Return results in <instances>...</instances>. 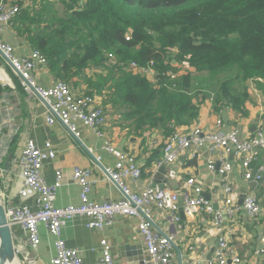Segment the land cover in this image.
<instances>
[{"label": "crops", "instance_id": "0c3cea01", "mask_svg": "<svg viewBox=\"0 0 264 264\" xmlns=\"http://www.w3.org/2000/svg\"><path fill=\"white\" fill-rule=\"evenodd\" d=\"M0 37L12 45L16 56L26 55L33 49L13 25L1 31ZM3 65L17 77L18 86L13 83ZM32 74L37 83L45 88L58 81L47 64L36 65ZM248 85L250 100L244 104L243 112L230 105H223L215 110L211 98H205L199 105L198 117L190 125L181 126L177 130L185 131L195 126L204 130L215 129L217 120H220L219 131L238 129L242 138L253 134L258 128L264 132V93L256 87L255 82L249 81ZM72 90L85 93L86 86L79 85ZM96 97L97 103L105 110L104 135L98 136L77 120L75 124L79 138H76L61 122H46L45 103L39 97L25 92L19 76L0 54V203L4 208L20 203L31 209L36 208L33 192H29L24 198L19 194L25 188L20 152L29 138L38 145H43L45 141H50L53 145L55 156L44 161L42 174L49 183L54 182L57 170L62 174L55 199L57 206L78 204L80 201L79 185L72 178L75 167L91 169L95 182L88 192L90 200L103 202L120 199V189L105 176L103 167H113L122 153L132 155L142 171L138 180L129 182L134 191L151 186L155 178L159 181L155 187L164 185L165 189L177 191L183 201L196 196L195 185L201 187L202 196L215 209L222 206V177L219 173L222 163L217 151L203 146L198 155L192 156L186 151L174 163L165 164L163 146L168 136L165 137L156 130L134 132L110 105L103 104L101 98ZM105 141L113 146V152L105 148ZM95 156H99L100 163L95 162ZM209 160L215 163L213 170L208 168ZM227 160L231 163V170L225 178L234 188V202L241 205L246 195L253 194L264 206V149L259 151L257 159L251 164L254 174L262 167L259 179H246L245 166L232 154L227 156ZM162 164L166 167V174L157 171ZM190 177L195 179L193 185L186 183ZM180 207L177 213L179 221L176 222L167 210L150 205L155 229L173 241L174 264H216L210 261L214 258L221 237L227 239L229 247L240 257L241 264H264V253L259 252L264 246L261 242L264 237V211L252 217L244 209H240L232 215L224 214L222 222L216 224L210 214L199 212L190 216ZM87 220L88 217L78 215L73 219L63 220L61 227L66 245L77 249L85 263H98L103 255L101 239H106L115 264H149L145 244L138 231V217L115 215L112 223L102 230L87 227ZM10 228L19 264H28L25 256L34 259L37 264H51L50 259L55 253V236L45 226L39 225L38 245L29 243L27 233L21 226L14 224Z\"/></svg>", "mask_w": 264, "mask_h": 264}, {"label": "trees", "instance_id": "16d2710c", "mask_svg": "<svg viewBox=\"0 0 264 264\" xmlns=\"http://www.w3.org/2000/svg\"><path fill=\"white\" fill-rule=\"evenodd\" d=\"M11 25L136 133L169 136L209 97L243 112L249 81L264 93V0H24ZM151 60L153 81L129 67Z\"/></svg>", "mask_w": 264, "mask_h": 264}, {"label": "built area", "instance_id": "2783aa9c", "mask_svg": "<svg viewBox=\"0 0 264 264\" xmlns=\"http://www.w3.org/2000/svg\"><path fill=\"white\" fill-rule=\"evenodd\" d=\"M24 0H0V32L11 26L13 19L19 13ZM85 1V0H82ZM129 33L126 38L129 39ZM0 54L10 65L13 72L19 76L26 93L39 97L47 107L45 116L46 122L53 124L55 121L61 122L76 138H79L75 122L81 121L85 126L91 128L98 136H103V126L106 123L105 110L97 103L95 95L76 93L70 85L58 80L50 87L39 85L32 74L33 69L38 64L45 65L46 57L38 49H32L28 54L16 56L11 44L0 37ZM110 58L113 54L109 53ZM154 61H149L145 66H139L134 62L130 63V68L141 73L149 80H154ZM173 79L177 76L174 72H169ZM253 90H256L253 88ZM221 121L217 120L215 129H201L199 126L192 127L185 131L176 130L169 135L163 146V163H174L179 156L188 151L192 156L198 155L203 146L209 150L217 151L221 160L219 173L221 174V184L223 192L222 206L215 209L212 203L206 200L201 194V187L195 186L196 196L188 197L184 200L182 209L186 215H194L199 212L210 214L212 221L221 223L224 214L232 215L240 209H244L250 216H257L264 211L257 198L253 194L244 197L242 204L234 202V188L225 178L231 170V163L227 156L232 154L245 166L246 179H259L262 167L258 172H252L251 164L257 159L259 151L264 149V132L261 128L256 129L253 134L240 137L238 129H231L227 132L218 130ZM105 148L113 152L114 148L105 141ZM55 150L50 141H45L43 145H38L33 139H27L20 152L22 164V176L25 180V188L20 191L22 198L29 192L35 194V209H31L25 204H10L5 207L8 224L19 225L27 233V239L31 245L40 243L39 225L45 226L47 231L55 236V253L51 257V264H87L78 250L66 245L62 238V221L73 219L81 215L89 218L86 226L97 230H102L104 226L110 225L115 215H129L139 218L138 231L143 238L145 251L149 264H174V246L170 237L160 233L155 229L150 205L154 204L160 209L167 210L177 222V215L180 210L177 191H172L160 187L147 186L141 191H134L129 182H135L142 174L141 168L136 163L135 158L128 154L119 155L113 167H103L105 176L114 183L121 191V198L117 200H107L95 202L88 198V192L94 185L95 180L89 167H75L72 171V178L79 185L78 204H68L66 206L55 205L57 190L61 183L62 174L59 170L55 173V180L47 182L42 174L44 161L53 159ZM95 162L100 163L99 156L94 157ZM208 168L213 170L215 163L209 160ZM195 179L190 177L186 183L193 185ZM264 243V237L261 238ZM103 255L97 264H115L106 239H101ZM264 253V246L259 249ZM28 264H37L34 259L25 256ZM241 264V259L228 245L226 238L219 239L218 246L214 253V258L210 263L216 264ZM196 264V263H190Z\"/></svg>", "mask_w": 264, "mask_h": 264}, {"label": "water", "instance_id": "95a60500", "mask_svg": "<svg viewBox=\"0 0 264 264\" xmlns=\"http://www.w3.org/2000/svg\"><path fill=\"white\" fill-rule=\"evenodd\" d=\"M165 165L162 164L157 170L160 174H166ZM159 181L154 178L152 182V187L156 186ZM160 188H164V185H160ZM184 201L180 197L179 205L183 206ZM16 258L15 248L13 244L12 232L10 225L7 222L5 208L2 203H0V264L11 263ZM148 261V256H147Z\"/></svg>", "mask_w": 264, "mask_h": 264}, {"label": "rangeland", "instance_id": "374dc122", "mask_svg": "<svg viewBox=\"0 0 264 264\" xmlns=\"http://www.w3.org/2000/svg\"><path fill=\"white\" fill-rule=\"evenodd\" d=\"M56 7L58 8L59 12L61 13V12H62V6H61V4H60V3H57V4H56ZM3 67L6 69V71H7V73L9 74L11 80L13 81V83H14L16 86H18V79H17V77L14 76V74L11 72V70H10L9 68H7L6 65H3ZM185 68H186V66H184L183 64H180V66H179V70H180L181 72H184V71H185ZM23 89H24V88H23ZM103 99H104V97H103Z\"/></svg>", "mask_w": 264, "mask_h": 264}, {"label": "bare ground", "instance_id": "6f19581e", "mask_svg": "<svg viewBox=\"0 0 264 264\" xmlns=\"http://www.w3.org/2000/svg\"><path fill=\"white\" fill-rule=\"evenodd\" d=\"M6 264H19V263H18V261H17V258H15L13 262H11V263H6Z\"/></svg>", "mask_w": 264, "mask_h": 264}]
</instances>
